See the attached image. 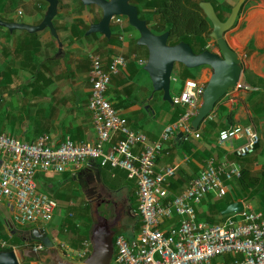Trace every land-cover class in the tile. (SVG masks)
<instances>
[{
  "label": "built area",
  "instance_id": "built-area-1",
  "mask_svg": "<svg viewBox=\"0 0 264 264\" xmlns=\"http://www.w3.org/2000/svg\"><path fill=\"white\" fill-rule=\"evenodd\" d=\"M122 18L115 16L111 23L121 26ZM89 58L92 90L88 106L95 140L74 141L69 136L52 140L43 133L33 141H22L0 133V206L6 204L11 222L20 226L41 223L38 228L47 232L58 203L39 191L36 175L92 169L95 162L111 170L122 169L127 178L136 181L137 208L133 212L141 218L140 231L134 239L115 234L111 264H211L214 257L222 254L232 256L228 264H264V213L244 205L241 212L213 224L197 218L196 208L207 194L222 198L227 191L225 182L240 177L239 164L209 159L206 167L177 194L170 190L175 167L156 164L160 155L168 154L165 144L178 132H182L184 140L199 138L191 120L200 105L204 84L185 80L180 94L172 96L173 103L184 107V112L163 128L158 139L149 142L142 132L129 127L127 118L106 95L111 75L124 68L127 59L122 54L114 56L108 70H104L99 55L91 54ZM133 59L139 65L146 61L135 56ZM211 117L210 114L208 118ZM234 138L244 139L234 154L245 157L254 153L259 133L250 125L233 124L221 129L217 140L224 143ZM7 246L6 240H0V248ZM29 247L36 252L43 248L40 243ZM63 247L67 258L75 255L80 261L92 250L87 239L76 252ZM12 249L20 250L17 246Z\"/></svg>",
  "mask_w": 264,
  "mask_h": 264
},
{
  "label": "crops",
  "instance_id": "crops-1",
  "mask_svg": "<svg viewBox=\"0 0 264 264\" xmlns=\"http://www.w3.org/2000/svg\"><path fill=\"white\" fill-rule=\"evenodd\" d=\"M59 1L58 12L54 17L57 29L54 27L58 34V40L51 35L47 28L33 35V47H35L36 40L40 43L38 52L33 55V64L39 65L43 63L40 81L33 84V140L39 135L47 133L52 140L63 139L65 136H69L74 141H93L96 138V133L92 125V112L88 106L92 90L89 81V56L96 53L99 45L105 44L106 37L100 33L77 36L74 28L78 20H83L87 25L99 21L101 13L99 8L94 6L79 12L80 4L78 0ZM215 1L216 3L231 5L232 7L237 0ZM47 5L45 0H0V18L6 21H14L20 18L25 23L38 24L44 16ZM19 10L21 14L18 13ZM126 25V19L123 20V24L119 27L111 23L113 29L111 33L116 35L117 29L122 28L124 30ZM129 31L131 32L130 29L123 31L118 37V42L122 45L120 53L118 54L127 56L129 61H133L139 66L133 59L136 53L131 46L132 34ZM25 35V32L22 30H15L14 33H11L6 28L0 26V71L10 62L11 55L8 54L9 50H12L17 40L25 37ZM225 37L230 46L238 53L243 71L239 80V86L231 88L227 92L216 104L212 114L214 118H218L221 123L227 126L233 124L250 125L257 130L260 138H264V0H247L234 26L225 34ZM58 42L61 43V47ZM113 46L115 47V45ZM208 48L213 51L218 50L212 39L208 41ZM101 51H105V48ZM99 57L103 67H106L109 61L108 56L102 53L99 54ZM138 58L146 59L141 55ZM141 66L143 67V65ZM125 69H121L111 75L106 93L107 98L112 105L114 104L116 106L114 108L127 118L129 127L132 130L142 132L149 142H153L158 139L163 128L175 120L173 118L174 114H172L174 105L173 103L164 101L160 95L151 99L152 94L150 91L152 85L149 76L146 82H143L142 85H137L135 84V78H131L129 73H127L128 69L129 72L133 70L130 62ZM177 70L179 73L181 68L178 67ZM196 72V77L190 76L188 79H194L201 84H205L210 76L211 69L208 66H201L196 69ZM29 77L28 72L19 71L17 76H12V85H9V87H0L3 99V101H0V103L3 102L0 111L3 107H8V113L12 110V116L18 115L17 107L21 100V94H19L18 88ZM1 78L2 75L0 74V80ZM8 90L13 91L8 93ZM175 95L173 94L172 96ZM221 108H223V111H221ZM212 114L211 116H213ZM1 119L0 112V124L5 121ZM6 125L9 130L10 123L7 122ZM28 125L27 120L17 121L14 128H20L25 131ZM202 128L203 125L201 124L199 130H197L200 135L199 138L192 136L189 138L191 143L197 144L195 149L190 150L188 148L189 150H184L180 143L174 145L173 142L178 141L175 139L177 135L175 134L165 144V149L168 151V154L160 155L156 160L158 166L171 165L175 167V175L170 179L171 185L172 183L176 184L173 181L178 180V186L176 191L173 192L174 194L179 193L192 178L199 174L202 170L200 166L202 163L206 167L207 161L213 159L207 156L199 157L200 159L197 160L196 151H205L207 153L210 151L211 155L217 159H214L216 162L227 160L237 163L232 160L234 150L238 145L243 143L244 139L234 138L224 143H219L216 139L214 143L208 144L206 140L209 138L205 139ZM108 146L109 144L105 148H108ZM254 157L255 162L262 164L264 162V151L258 148ZM96 167L98 168L97 165ZM78 171L67 170L65 172L74 176L77 175ZM63 173H57V176L54 177L48 176V173H41L44 175L46 181L45 187L51 193L38 188L39 191L48 194L52 198H54L53 196L56 191L59 190L55 199L60 206L59 210L64 205L73 207V198L65 190V186L70 182L67 176L64 177ZM99 173L101 176H99ZM124 174L126 173L122 169L109 170L108 168L102 169L101 171L98 169L97 176L90 169V173L86 175L85 181L87 182V186L93 184L92 187L94 190L99 188V192L106 190L112 195L126 192L127 199L130 203L128 198L129 193L126 189L122 188L120 191H114V187H111L109 184V180L112 179L121 180L122 183ZM77 180L78 178L75 176L72 180L75 183L74 185L78 183ZM94 183L98 184V187ZM78 185L80 186L79 183ZM86 188L82 190L84 198L82 197L80 200V204L83 207L87 205L91 206L92 200L95 198L92 196L88 197L85 194ZM63 194L69 198L61 199L60 196ZM134 194L136 195V188ZM57 196L60 199H57ZM127 208L130 210V205ZM59 212V214L55 212L52 219L54 225H56L55 228H57L59 220L66 216V214L63 215L61 213V210ZM0 213L5 221L6 213L10 212L4 202L0 206ZM129 215H132L133 219L130 220V223L126 224L124 230L127 232L126 237L128 239H134L137 237L140 227L137 225V218L131 212ZM38 227H42V224H33L32 227L26 228V230H32ZM12 228H14V225ZM24 235L27 234L24 233ZM29 235H27L28 238H31V235ZM63 236L62 239L56 237L52 241L53 247L48 250L42 245L43 248L38 251L45 254L42 258H34V260H30L29 262H25L24 258L21 264L49 263L52 258L51 252L57 254L64 260L81 262L75 255L67 258L65 255L66 248L63 246H67L76 252L83 240L81 239V242H79L71 232L66 233V237L65 235ZM71 239L74 244L80 243L77 249L70 243L69 240ZM87 240H89V235Z\"/></svg>",
  "mask_w": 264,
  "mask_h": 264
},
{
  "label": "trees",
  "instance_id": "trees-1",
  "mask_svg": "<svg viewBox=\"0 0 264 264\" xmlns=\"http://www.w3.org/2000/svg\"><path fill=\"white\" fill-rule=\"evenodd\" d=\"M201 1H209L221 20H225L228 16L231 5L222 4V3H216L215 0H134L131 1L132 4H134L137 7L138 10V16L140 19H143L146 21L147 25L149 26L150 30L155 34H161L165 31L169 32L168 37V44L174 45L177 44L180 41H184L192 48V50L195 53L202 52L206 48H208V41L212 39L209 36V33L211 31V22L209 19L205 16L202 9L199 6V2ZM247 1V0H246ZM60 2V1H59ZM80 4V8L78 9L79 12L81 10L90 9L91 6H85L81 3L80 0H78ZM245 6V5H244ZM244 6L241 8L240 13L244 9ZM96 7V6H94ZM97 8V7H96ZM101 13V11H100ZM239 13V14H240ZM127 21V19H126ZM53 24L55 25V19H53ZM119 27V26H118ZM89 28V25H87L83 20H78L76 23V27L74 28V32L77 36H84L85 32ZM135 30L132 26L129 25L127 22V25L125 29L122 28L117 29V34L113 35L111 33L109 38H105V44L99 45L98 49L95 54H102L105 53L108 56V65L104 68V70H108L110 62L112 61L114 56L119 55L120 50L122 48V45L120 42H118V37L123 31H127L129 29ZM57 29V27H56ZM25 32V37L19 38L17 40L16 45L12 48V50H9L8 54L11 55L10 62L7 63L6 67L0 71V74L2 75V78L0 80V87H9V85L13 84L12 76L18 75L19 71H26L29 73L30 77L23 83L19 85V94L20 96V104L17 107V114L18 115H11V112L8 113L7 109L8 107H3L1 112V118L5 120L2 124H0V133H5L11 136H14L22 141H33V84H36L40 81V76L42 75V65L43 63L33 64V55H35L38 52L40 43L36 40L35 47H33V35H36L35 33H29L25 30H22ZM111 31H113L111 27ZM12 31L11 33H14ZM97 33H92L91 35H94ZM137 38H134L131 43V46L133 47V51L135 52V48H144L145 49V56L147 57V49L144 46H139L136 44ZM115 45V47L113 46ZM103 48H105V51H101ZM139 54L135 55V58L140 57V50L138 51ZM130 54V53H129ZM123 55V54H122ZM124 57L127 59V64L124 68L125 69L128 65V63H131V66L133 70L129 72V69L127 73L133 78L139 70H141L143 73H145L148 77V74L143 70L142 66H137L133 61H129L127 56L124 55ZM145 57V58H146ZM9 64V65H8ZM130 65V64H129ZM178 67L181 68V71L179 70L178 73ZM120 69V70H121ZM127 70V69H125ZM189 69L186 68L184 65L180 63H176L173 67L172 71V80L170 84V91L171 95L173 94H180L182 90V84L185 82L186 79L190 77L189 75ZM180 85L179 88H176V85ZM13 90H8V93H11ZM151 94L152 98L154 99L156 96H162L161 91L153 92L151 88ZM0 101H3L2 95L0 92ZM3 105V102L0 103V107ZM173 113L174 119L176 120L180 115L184 112V107L180 106L179 104H175ZM113 107H116L113 104ZM10 110V108H9ZM221 111H223V108H221ZM11 115V116H10ZM213 115V114H212ZM216 117V116H215ZM1 119V120H2ZM209 119V120H208ZM2 120V121H3ZM27 120L29 125L28 128L23 131L20 128H14L16 122ZM174 120V121H175ZM9 122V130L6 123ZM203 133L205 135V139L208 144L214 143L216 139L218 138V133L221 129L228 127L227 125L220 122L218 118H214V115L211 118H207L203 123ZM231 126V125H230ZM196 130H199L196 129ZM174 141V140H173ZM180 143L184 150H192L195 149L197 144L191 143L190 139L184 140L183 138L179 139L178 141H174L173 144L176 145ZM181 148V146H180ZM189 148V149H188ZM258 148H261V151H264V138H260L259 136V142L256 145L254 153L251 155L245 156V157H237L235 154L232 158V160L236 161L237 164L240 165L241 168V175L239 178H235L230 181H226V194L222 198H215L212 194H207L202 202L197 206L196 213L198 220L201 221H207L211 224L219 222L223 219H225L227 216L234 215H221V211L225 208V206L229 203L235 202V201H243L245 207L251 211L264 213V162L262 164H258L255 162L254 155L256 154V151ZM204 152V153H203ZM198 152L196 151L197 160H199V157H211L215 160L211 155V152L208 153L203 151ZM196 158V157H195ZM201 168L203 169L205 167V164L202 163ZM99 171L102 169H108V167H100L98 166ZM111 170V169H109ZM90 173V169L84 168L77 172V175H71L70 173H63L64 177L67 176L69 185L75 184L72 182L73 178L76 176L78 178V183L81 186V189L87 187V182L85 181L86 175ZM99 176L101 174L99 173ZM42 179V180H41ZM36 180L38 184V188L42 191H46V181L44 178V175L41 173H38L36 175ZM176 184L172 183L170 190L171 192H175L177 189L178 180L173 181ZM77 183V184H78ZM68 185V187H69ZM66 188V186H65ZM59 193V190L56 191L54 194V199H56V195ZM82 196L84 194L82 193ZM81 196V198H82ZM133 198L136 200V195L132 194ZM172 197V196H171ZM59 197L57 196V199ZM61 199H67L68 196L61 195ZM59 198V199H60ZM130 200V212L134 216H137L134 212H132L133 209V198L129 195L128 196ZM78 209V208H74ZM82 210L87 213V222L83 223L84 225H81L78 221L75 219L77 217H82L81 213L75 215V217H68L65 216L61 218L56 225H54L53 220L51 221L49 227L47 228V236L51 241H53L56 237H60L62 239V236L66 233H72V235H75V238L81 242V239L84 241L88 238L92 223H93V217L90 214V206L87 205L86 207H82ZM137 225L140 227L141 225V218L139 217L137 219ZM77 222L79 224H77ZM3 231L0 230V240H6L9 244V246L0 248L1 250H11L12 246H17L18 248H23L24 246H32L34 243H41L40 240H37L33 237L28 238L27 235H24V230H26L25 227H21L19 229L14 228H8L6 229V226H4L3 222ZM51 228V231L53 234H50L49 230ZM14 231V232H13ZM13 232V233H12ZM63 234V235H62ZM115 236V235H114ZM63 239L65 240L64 236ZM70 243L77 249L79 247L78 244H74L73 240H69ZM81 247V246H80ZM79 247V248H80ZM229 256V262L232 260V256ZM30 260H34V258H25V262H29ZM27 264V263H24Z\"/></svg>",
  "mask_w": 264,
  "mask_h": 264
},
{
  "label": "water",
  "instance_id": "water-1",
  "mask_svg": "<svg viewBox=\"0 0 264 264\" xmlns=\"http://www.w3.org/2000/svg\"><path fill=\"white\" fill-rule=\"evenodd\" d=\"M47 8L42 20L38 24H29L17 18L14 21H6L0 18V26L9 32L14 30H25L35 33L47 28L51 35L58 40V34L53 24V19L58 12L59 0H45ZM85 6L94 5L101 11L99 21L90 23L85 35L100 33L106 38L111 35V21L115 16H123L127 22L138 32L136 44L147 49V58L143 65V70L148 74L152 85V91L162 92V99L173 103L170 91L172 71L176 63L184 65L188 69L201 66H208L211 69L210 76L204 84L201 94V102L197 113L191 120V127L196 130L214 112L216 104L227 94L231 88L239 86V80L243 71L238 53L230 46L225 34L234 26L241 8L246 0H237L230 9L225 20L219 19L213 5L209 1L199 2L205 16L211 22L209 36L217 46V51L206 48L202 52L195 53L184 41L177 44H168L169 32L161 34L153 33L146 21L138 16L137 7L131 3L134 0H80ZM59 46L61 47V43ZM182 132L175 136L179 140ZM92 170L98 176V168L93 162ZM99 178V177H98ZM88 182H90L88 180ZM96 191L90 187L85 194L91 197ZM244 209L243 201L229 203L221 211V215H229L241 212ZM104 220V219H103ZM104 221H107L105 219ZM24 233L40 240L45 248L53 247L52 241L47 236V232L42 228L24 230ZM114 232L108 233L105 224L95 226L92 224L89 234L91 242V253L81 262H72L62 259L57 254L51 252L49 264H111L113 258V236ZM29 235V236H30ZM17 252L11 250L0 251V264H21L24 258H42L45 254L36 252L29 246H24Z\"/></svg>",
  "mask_w": 264,
  "mask_h": 264
},
{
  "label": "rangeland",
  "instance_id": "rangeland-1",
  "mask_svg": "<svg viewBox=\"0 0 264 264\" xmlns=\"http://www.w3.org/2000/svg\"><path fill=\"white\" fill-rule=\"evenodd\" d=\"M131 30V34H132V40L134 38H136L138 36V32L136 30H133L132 28ZM133 42V41H132ZM140 50V54L142 57H146L145 55V49L144 48H135V52L137 54H139ZM147 58V57H146ZM198 68V67H197ZM197 68H193V69H189V75L196 77L197 76V72L196 69ZM135 78V84H140L142 85L143 82L147 81V75L145 73H143L141 70H139L137 72V74L134 76ZM176 88H179L180 85H176ZM126 173V172H125ZM57 176V173L54 172H48V176ZM116 180V181H115ZM95 184V183H94ZM109 184L111 185V187H114V191H120V189L124 188L127 190V192L129 193V195L133 198L132 194L134 193V190L136 188V181L134 179H129L127 178L126 174H124V176L122 177V183L121 180H117V179H112L109 180ZM69 185V184H68ZM66 186L65 190L70 194V197L73 198V207H67L64 205V207L61 206V213L63 215L66 214V216L68 217H75V215L77 216V214L81 213L82 217H77L75 220L78 221L81 225H84L83 223L87 222V213H85L84 210H82V205L80 204V200H81V196H82V189L81 186H79L78 184L74 185L71 184ZM96 186L98 184H95ZM109 185V186H110ZM76 186V188H75ZM98 187V186H97ZM99 189V188H98ZM48 193H51V191L46 190ZM65 192V191H63ZM102 194L100 197H95L94 200H92L91 206H90V214L91 216L97 220V218L99 220L103 219H109L111 221L112 224H114L115 228H114V233L118 234V233H122L125 236L127 235L126 230H124V227L126 226L127 223H130V220L133 219L132 215L130 216V210H128V206H129V201L127 199V194L126 192H122V193H118V194H110L108 191L103 190L101 191ZM84 198V196H82ZM86 198V197H85ZM133 209L132 212L134 210H136L137 208V201L133 198ZM67 207V208H66ZM60 206L58 205L57 209H56V213H60L59 211ZM74 208H78L77 210ZM59 210V211H58ZM135 214H137V216H135L137 219L140 217L139 214L137 212H135ZM11 214L10 213H6V217H5V221L3 220V216L0 213V230L3 231V222L4 226L6 224V227L9 228L12 227L11 224L14 225V227L16 229H19L21 227H25V228H30L33 226V224H27L25 226H20L16 223H12L11 219H10ZM51 222V221H50ZM77 222V224H79ZM109 222V221H108ZM50 223L47 224V228L49 227ZM50 232V234H53V232L51 231V228L48 229ZM17 252H20L19 250H17ZM229 256L227 254H222L219 256L214 257L211 260V264H228L229 263ZM42 264H49L48 262L46 263H42Z\"/></svg>",
  "mask_w": 264,
  "mask_h": 264
},
{
  "label": "flooded vegetation",
  "instance_id": "flooded-vegetation-1",
  "mask_svg": "<svg viewBox=\"0 0 264 264\" xmlns=\"http://www.w3.org/2000/svg\"><path fill=\"white\" fill-rule=\"evenodd\" d=\"M123 20H125L126 18H122ZM93 185V184H92ZM92 185H89V186H87V188H86V191H88L89 190V188L90 187H92ZM96 192L95 193H93L91 196L92 197H100L101 196V194H102V192H99V190L96 188V190H95ZM105 220V219H104ZM103 220V218H102V220H99L98 218H97V220H95V219H93V225H95V226H101V225H103V223L105 224V229H106V231L108 232V233H110V232H114V228H115V226H114V224H112L111 223V221L109 220V219H107V221H104ZM109 221V222H108ZM115 235V234H114ZM113 239H114V236H113ZM113 253H114V244H113Z\"/></svg>",
  "mask_w": 264,
  "mask_h": 264
},
{
  "label": "clouds",
  "instance_id": "clouds-1",
  "mask_svg": "<svg viewBox=\"0 0 264 264\" xmlns=\"http://www.w3.org/2000/svg\"><path fill=\"white\" fill-rule=\"evenodd\" d=\"M123 17V16H122ZM125 18V17H124ZM43 245V244H42Z\"/></svg>",
  "mask_w": 264,
  "mask_h": 264
}]
</instances>
